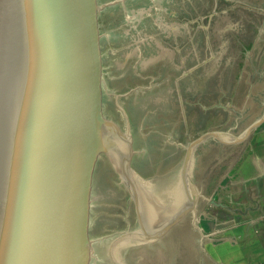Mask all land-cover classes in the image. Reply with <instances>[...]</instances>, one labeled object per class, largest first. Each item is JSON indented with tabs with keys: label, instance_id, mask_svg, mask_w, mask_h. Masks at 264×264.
<instances>
[{
	"label": "water",
	"instance_id": "95a60500",
	"mask_svg": "<svg viewBox=\"0 0 264 264\" xmlns=\"http://www.w3.org/2000/svg\"><path fill=\"white\" fill-rule=\"evenodd\" d=\"M0 264H264V0H0Z\"/></svg>",
	"mask_w": 264,
	"mask_h": 264
}]
</instances>
